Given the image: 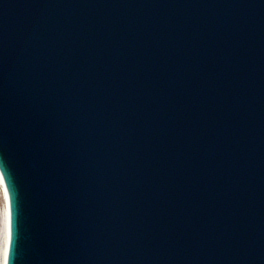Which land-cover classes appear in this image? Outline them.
I'll return each instance as SVG.
<instances>
[{"label":"water","instance_id":"95a60500","mask_svg":"<svg viewBox=\"0 0 264 264\" xmlns=\"http://www.w3.org/2000/svg\"><path fill=\"white\" fill-rule=\"evenodd\" d=\"M6 264H264V0H0Z\"/></svg>","mask_w":264,"mask_h":264},{"label":"bare ground","instance_id":"6f19581e","mask_svg":"<svg viewBox=\"0 0 264 264\" xmlns=\"http://www.w3.org/2000/svg\"><path fill=\"white\" fill-rule=\"evenodd\" d=\"M3 179L0 174V186L3 188ZM4 192H5V188ZM5 203L0 208V264H6L9 247V207L7 204V192H5Z\"/></svg>","mask_w":264,"mask_h":264},{"label":"rangeland","instance_id":"374dc122","mask_svg":"<svg viewBox=\"0 0 264 264\" xmlns=\"http://www.w3.org/2000/svg\"><path fill=\"white\" fill-rule=\"evenodd\" d=\"M3 204H4V198L2 194L0 193V208L3 206Z\"/></svg>","mask_w":264,"mask_h":264}]
</instances>
